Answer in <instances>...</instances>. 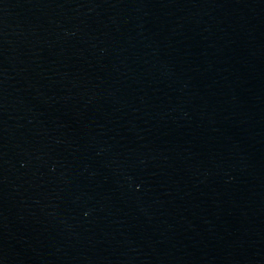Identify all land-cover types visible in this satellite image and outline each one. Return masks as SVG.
Masks as SVG:
<instances>
[{
	"label": "water",
	"instance_id": "obj_1",
	"mask_svg": "<svg viewBox=\"0 0 264 264\" xmlns=\"http://www.w3.org/2000/svg\"><path fill=\"white\" fill-rule=\"evenodd\" d=\"M0 264H264V0H0Z\"/></svg>",
	"mask_w": 264,
	"mask_h": 264
}]
</instances>
